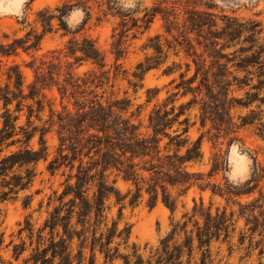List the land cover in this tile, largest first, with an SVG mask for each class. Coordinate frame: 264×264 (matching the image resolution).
<instances>
[{
    "label": "trees",
    "instance_id": "obj_1",
    "mask_svg": "<svg viewBox=\"0 0 264 264\" xmlns=\"http://www.w3.org/2000/svg\"><path fill=\"white\" fill-rule=\"evenodd\" d=\"M96 3L104 16L119 20L113 34L112 66L96 40L79 37L81 30L72 31L67 22L71 12L84 9L86 24L93 9L91 0H67L41 9L34 21L41 30L31 27L24 36L0 32V250L5 242L4 204L34 186L41 162L52 177L63 178V190L49 196L42 225L37 227L29 216L19 230L20 242L8 245L12 246L11 259L6 261L0 255V264H223L216 261L212 246L231 242L240 219L246 220L241 244L248 237L249 251L258 250L259 264H264V214L256 215L264 199L262 190L249 203L238 202V216L226 207L213 210V203L206 205L203 196L200 201L194 198L193 207L173 222L157 246L133 242V224L124 215L127 208L146 205L152 210L159 203L175 213L194 189L211 191V198L221 196L228 203L256 193L264 176V167L257 160L250 180L235 185L225 177L224 184H217L213 179L227 170L225 155L222 150L216 152L208 172L195 170L205 161V135L203 132L196 140L189 136L190 115L196 109L202 127L210 125L208 132L216 131L211 139H220L222 132L234 135L257 121L262 125L253 105L264 104L259 96L264 89V45L259 42L261 32L248 28L256 22L219 16L211 4L191 0H158L144 8L139 2L126 8L120 0ZM158 17L174 41L162 35L150 37L144 49L153 53L138 63L133 73L136 82L130 84L138 88L148 72L167 63L170 51L177 56L184 52L195 63L193 75L188 76L189 62L186 70L174 62L163 73L179 75V82L178 78L172 81L178 90L174 96L192 97L177 106V98L170 95L155 105L144 125L134 121V112L128 115L130 99L109 97L100 90L122 74L120 61L128 55L129 33L149 31ZM56 24L71 37L60 51L35 57ZM175 32L185 35L180 39ZM192 34L195 39L189 37ZM241 44L248 46L241 47L240 53L226 52ZM22 53L33 56L27 64L34 72L30 83L15 60ZM85 64L91 69L80 72ZM255 67L259 78L252 85L251 69ZM241 72L246 73L242 79L235 75ZM123 75L128 77L125 70ZM246 87L256 91H247L246 101L239 102L234 93ZM159 93V88L149 89L147 103ZM237 108L250 110L238 117L240 124L232 114ZM52 133L59 141L54 153L47 139ZM234 141L232 137L231 143ZM32 200L33 195L26 196V205ZM256 235L261 240L254 242Z\"/></svg>",
    "mask_w": 264,
    "mask_h": 264
},
{
    "label": "rangeland",
    "instance_id": "obj_2",
    "mask_svg": "<svg viewBox=\"0 0 264 264\" xmlns=\"http://www.w3.org/2000/svg\"><path fill=\"white\" fill-rule=\"evenodd\" d=\"M67 0H0V32L1 34L6 33L13 36L17 34L18 36H24L31 27H36L41 30L39 25H36L34 21L37 18V13L41 9L49 6L55 7ZM76 1V0H74ZM126 8H134L136 3L142 4V7H151L158 0H120ZM183 2L187 0H182ZM197 4H211L214 6L213 12L219 16H237L245 20H251L256 22L255 24H249L248 28L251 30L259 31L260 44L264 45V0H191ZM97 0H91V5L93 9L91 11V18L85 24V19L87 18V13L84 9H75L67 18V22L72 31L81 30V34L91 37L97 41V44L101 51H103L107 57L108 64L110 66L114 63V57L111 53L114 28L117 26L119 20L113 17H106L100 12L97 6ZM131 5V6H129ZM204 8V7H203ZM80 13L82 15H77ZM27 18V19H26ZM26 19V20H25ZM223 24L222 21H220ZM256 24H259L257 26ZM59 26L56 24V29L54 32L47 34L41 44V49L35 53V57H41L43 55L49 54L55 50L60 51L64 48L65 44L71 36L66 35L63 30L57 29ZM134 34H137L134 38ZM156 35H162L168 37L171 41H174L173 36L169 35L164 29V22L161 17H158L152 24L151 29L145 33L141 31H135L134 33H129L128 39L126 41V46L128 49V55L125 59L120 61L122 69L121 75L114 79L105 86V89L100 90L106 91V95L111 97L112 95L118 96L120 98H128L132 101V107L130 113H135L134 121L138 123L142 121L144 125L148 122V117L155 105H161L165 99L170 95L172 98H177L176 105L179 106L183 103L188 102L192 95L188 97L174 96L173 93H177L176 83H172L174 78H178L177 82L180 81L178 73L173 75H164L163 70L166 66L173 65L174 62L183 65V70H186V63L191 64V71L188 76H192L195 71V63L193 58H186L185 53H180L177 56L174 51H170L169 59L167 63L161 69H154L145 75L142 82H138V88H135L130 84V82H136L133 77V73L136 66L141 61L145 60L146 56L152 55L153 51L144 49V46L149 43V38ZM185 35L183 32H175L176 37H181ZM191 39H195L196 36L192 34L189 36ZM164 41V40H163ZM193 44H197L196 40H193ZM248 46V44H241L235 48L228 49L227 53H233L235 51L241 50V47ZM198 53H201V49L197 47ZM238 53V54H239ZM61 56H64L62 53ZM235 56V57H233ZM233 59L236 58L237 54H234ZM33 59L32 54L22 53L20 57L15 58V60L22 65L24 70L25 80L30 83L34 79L33 70L27 66L29 62ZM264 61V56L262 58ZM90 64H85L80 68V72L91 69ZM114 70V69H113ZM124 70L127 72L128 77L123 75ZM253 75L252 85H257L258 83V67L251 69ZM235 75L242 79L246 76L245 72L235 73ZM159 88L160 93L158 97L152 102L147 103L148 90ZM255 92L256 90H251L250 87H246L242 91H236L234 93L235 97L238 98L239 102L246 101V92ZM259 96L264 98V89L259 91ZM57 103H59L57 101ZM59 106V104H58ZM141 108L139 109V107ZM253 109L259 114L257 118H261L262 125L257 124L253 126H246L241 128L237 133L231 136H226L224 132L221 133L220 139H211L216 133L212 130L210 133L208 129L210 125L203 128L201 125V120L199 118V110H193L190 115V132L189 136L192 140H196L204 132L203 140V152L205 155V161L201 165H196L195 170L208 172L212 165V158L216 152L222 150L223 154L227 159V170L221 172L219 176L213 179V182L217 184H224L225 177L230 181V183L238 185L243 184L252 178L255 168V160L259 162L261 166L264 167V104L260 101L253 105ZM140 110V112H139ZM250 113L249 109L237 108L233 110L232 114L235 116V122L238 124L241 121L238 119L239 116H246ZM186 117L182 116L181 119ZM25 117L23 116L22 122H24ZM2 123L0 121V127ZM175 128H180L176 125ZM235 138V141L231 143V138ZM213 138H215L213 136ZM48 144L50 146L51 153H54L56 147L58 146V137L55 133L50 134L48 137ZM167 140V139H166ZM217 140V142H216ZM39 176L37 177L34 186L25 192H22L18 199L4 204L3 208L5 211V220L3 224V231L5 233V242L0 250V255L6 261H9L12 257V246H8L11 241L15 243L20 242L19 230L25 225L27 218L30 216L33 223L38 227L42 225L47 217L48 201L49 196L53 194L55 190L61 192L63 188L61 183L63 178L58 175L52 177L50 173L46 170V163L41 162L39 165ZM263 174V173H262ZM234 175L235 179H231L230 176ZM124 187L123 184H121ZM259 190L264 192V176L261 178L259 187L256 193L249 197L244 196L237 201H232L228 203L226 199L221 196H215L211 198V191H206L201 193L199 189L191 190L186 198H183L179 203L178 209L173 213L168 207L163 203H159L154 209H149L146 205H142L135 210L127 208L124 210L125 218L128 222L133 224V232L131 240L142 247L146 244L149 246H157L160 240L165 237L172 228L174 221L181 219L183 213L189 211L194 205V198L200 201V197L203 196L205 204L210 205L213 203V210L218 207L221 209L227 208L228 212L235 211L236 216L240 212V205L246 204L252 201L254 198L260 196ZM33 195V200L30 205H26V196ZM239 202V203H238ZM261 208H257L256 215L260 213L264 214V199L261 201ZM114 214H117V208L114 209ZM246 220L240 219L237 223V230L234 234L231 242H215L212 246L214 256L216 261H222L223 264H259L260 259L258 256V250L250 252L248 246L250 245V239L247 237L244 244H241L242 232L246 228ZM261 237L256 235L254 242L260 241ZM19 264V263H15Z\"/></svg>",
    "mask_w": 264,
    "mask_h": 264
},
{
    "label": "clouds",
    "instance_id": "obj_3",
    "mask_svg": "<svg viewBox=\"0 0 264 264\" xmlns=\"http://www.w3.org/2000/svg\"><path fill=\"white\" fill-rule=\"evenodd\" d=\"M129 6H131V5H129ZM77 15H82V14L77 13ZM230 178H231V179H235V176H234V175H231Z\"/></svg>",
    "mask_w": 264,
    "mask_h": 264
}]
</instances>
